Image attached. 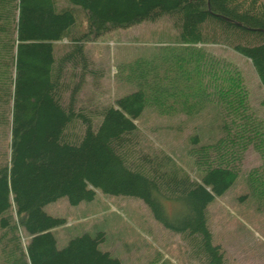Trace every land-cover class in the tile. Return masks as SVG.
<instances>
[{
  "label": "trees",
  "instance_id": "1",
  "mask_svg": "<svg viewBox=\"0 0 264 264\" xmlns=\"http://www.w3.org/2000/svg\"><path fill=\"white\" fill-rule=\"evenodd\" d=\"M80 12L87 33L57 60L54 45L71 34ZM163 16L173 20L179 42L119 72L137 90L99 113L77 109L78 82L61 84L68 66L85 72L77 41ZM198 44L223 45L249 60L264 89V0H0V116L9 126V155L0 160V264H120L100 250L103 232L83 233L58 249L52 231L65 222L44 210L60 198L72 206L91 202L96 191L140 199L181 235L193 260L225 264L207 207L233 185L249 147L262 163L247 185L264 205V122L250 111L240 74ZM212 97L229 121L211 144L191 138L200 181L167 155L139 148L135 120L147 105L189 115Z\"/></svg>",
  "mask_w": 264,
  "mask_h": 264
},
{
  "label": "rangeland",
  "instance_id": "2",
  "mask_svg": "<svg viewBox=\"0 0 264 264\" xmlns=\"http://www.w3.org/2000/svg\"><path fill=\"white\" fill-rule=\"evenodd\" d=\"M85 33L87 20L80 12L71 34L54 45L55 58L63 57ZM80 40L77 43L81 44L86 56L85 72L82 68L68 66L65 82L61 84L72 87L78 82L77 109L99 113L115 100L137 90L135 83L127 82L119 74L127 64L160 56L165 47L177 44L179 37L173 20L163 16L154 22L112 30L94 41ZM201 48L208 56L240 74L250 111L264 122V89L250 61L223 45L206 44ZM70 92L71 88L65 92L66 99ZM223 116V109L215 97L189 115L182 112L163 114L156 106L147 105L135 120L139 148L155 155H167L181 172L200 181L203 172L196 167L195 157L191 154V138L197 136L199 145L215 142L222 135L223 122L229 121ZM5 118L0 116V160L7 157L5 154L9 155V126ZM98 122L95 118V126ZM80 129L82 127L78 125L76 133L81 132ZM261 163L259 154L249 147L233 185L207 207L212 242L222 250L225 264H264V205L250 193L247 185L250 170ZM44 210L65 222L52 231L58 249L83 233L103 232L105 240L100 244V250L109 252L120 264H200L190 257L181 235L156 221L140 199L96 191L91 202L72 206L66 198H60L46 205ZM26 241L23 238V242Z\"/></svg>",
  "mask_w": 264,
  "mask_h": 264
}]
</instances>
